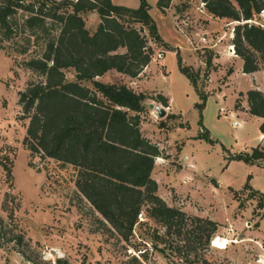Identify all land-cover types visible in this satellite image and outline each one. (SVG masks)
Returning <instances> with one entry per match:
<instances>
[{
	"label": "rangeland",
	"instance_id": "374dc122",
	"mask_svg": "<svg viewBox=\"0 0 264 264\" xmlns=\"http://www.w3.org/2000/svg\"><path fill=\"white\" fill-rule=\"evenodd\" d=\"M111 1L130 7L138 3ZM146 1L162 38V42L152 43L150 61L135 76L111 70L96 78L124 83L145 94L139 128L161 152L154 158L151 171L157 194L169 205L215 220L217 227L212 236L229 240L226 248L215 247L209 240L207 245L189 243L177 253L151 240L143 226L135 228L124 246L126 242L107 229L104 219L105 226L99 222L100 217L76 191L72 166L53 158L29 157L21 143L27 119L17 117L16 99L17 91L33 78L22 60L36 54L38 46L30 44L26 52L20 53V41L13 38L0 40V264H128L125 260L131 253L127 248L146 246L144 241L153 247L140 254L141 264H190L184 262L182 254L193 245L195 255L193 251L187 253L192 264H257L254 259L261 251L253 241L257 238L250 233L263 209L255 206L258 194L248 197L241 186L246 180L252 188L264 191V167L228 155L244 152L256 143L258 118L242 116L245 122L234 124L242 115L243 96L235 93L239 107L234 119L228 115L233 108L230 94L224 93L223 103L209 95L228 85L224 73L228 67H236L228 39L233 22L209 17L199 0H169L162 11L155 6V0ZM82 16L85 27L93 30L96 13L86 11ZM256 20L264 24V10ZM175 50L190 71L198 73L196 87L207 94L201 122L212 142L194 137L199 126L193 103L199 98L178 70ZM220 52L229 59L219 58ZM205 70L208 72L203 76ZM214 70L209 81L208 74ZM65 75L72 78V70L67 69ZM234 81L229 84L233 90L243 85L250 87V78L241 85ZM157 92L170 96L171 109L168 100L163 105L151 98ZM157 106L162 108V114ZM172 111L180 112L181 117ZM185 121L188 127L178 126ZM182 141L178 153L176 148ZM3 163L10 167V177ZM260 226L264 229V218Z\"/></svg>",
	"mask_w": 264,
	"mask_h": 264
},
{
	"label": "trees",
	"instance_id": "16d2710c",
	"mask_svg": "<svg viewBox=\"0 0 264 264\" xmlns=\"http://www.w3.org/2000/svg\"><path fill=\"white\" fill-rule=\"evenodd\" d=\"M199 2L211 18L233 22L228 39L241 59V71L264 70V24L256 20L264 10V0ZM168 3L155 0L160 11ZM149 8L146 0H138L135 7L111 0H0V40L18 38L20 53L30 44L38 46L36 54L22 60L33 78L17 91L16 99L17 117L27 119L21 143L28 156L72 166L76 191L100 217L99 222L105 226L104 219L107 229L126 242L124 246L135 228L143 226L151 240L179 253L189 243L212 241L217 222L169 205L157 194L151 171L161 152L139 128L145 94L124 83L96 78L111 70L135 76L150 61L152 43L162 38ZM86 11H94L98 18L91 31L84 24ZM174 54L178 70L199 98L193 103L199 126L194 137L212 142L201 123L206 93L196 87L198 73L190 71L177 50ZM205 61L209 65V58ZM67 69L72 70V78L66 77ZM230 71L228 67L224 75ZM238 95L245 100V111L259 117L257 128L264 134V92L250 87ZM151 98L167 105L168 97L160 92ZM238 107L234 98L233 108ZM178 126L188 127V122ZM228 157L264 161L259 144ZM2 165L10 177V167ZM241 188L248 197L258 194L255 206L264 210V191L252 188L246 180ZM194 247L182 254L184 262L192 264L187 253L194 252ZM131 248L144 252L146 246ZM125 261L141 264L134 255Z\"/></svg>",
	"mask_w": 264,
	"mask_h": 264
},
{
	"label": "crops",
	"instance_id": "0c3cea01",
	"mask_svg": "<svg viewBox=\"0 0 264 264\" xmlns=\"http://www.w3.org/2000/svg\"><path fill=\"white\" fill-rule=\"evenodd\" d=\"M227 56H228L227 54H222L221 52L219 53V58H222L225 61L229 59V58H227ZM232 56H233L232 59H235V61H236V67H231L230 66L231 67V71L228 74L225 75V77H226L225 84L226 85L228 84V85L227 86H224V87H221L218 91H215L216 93H214V94H209V95H215V100H218L219 103L220 102L223 103L222 102L223 101V95H224L225 92H227L228 94H230L229 95L230 100H234L235 93H238L239 91L244 92L247 88H250V87H255V88L261 90L262 92H264V70L257 69V70H254L252 72H242L241 71V59L236 54H232ZM217 61H219L221 63V60H218L217 59ZM214 72H215V70L214 71H211L208 74L209 81L212 79V73H214ZM245 76L247 78H244ZM249 78H250V83H247V84H249L250 87H244L246 85H243V87L238 86L237 89L233 90V88H231V85H229L234 80H236V82H238L240 85L242 83L245 84V82H248L249 81ZM244 79H248V81H246ZM239 80H240V82H239ZM229 89H230V92H229ZM163 95H166L168 97V103H169V107L171 109V98H170V96L168 94H166V93H163ZM206 96H207V94H206ZM245 107H246V103H245V100L243 98L242 115L241 116L239 115L240 116V120L238 119V120L233 121L234 124L244 123L245 122V119L244 118H241V117L242 116H245V117L246 116L247 117L250 116V114H248L245 111ZM236 111H237V109H234V108L229 109L228 110V115L230 117L234 116L235 117L234 119H236V117H237V112ZM172 113L178 115L179 117H181L180 112L178 113V112L172 111ZM251 116H254V115H251ZM255 117H257V116H255ZM257 118H258V122H259V117H257ZM258 122H257V125H258ZM179 127H181V126H179ZM195 134H194V136H195ZM255 142L256 143L254 145L259 144L261 146V150H262L263 155H264V134L261 133L258 130V128H257L256 134H255ZM182 145H183V141H182ZM182 145H181V147H182ZM254 145H249V148L246 149L245 151L249 152L250 151V148L252 146H254ZM181 147H180V149H181ZM180 149H179V151H180ZM179 151H178V153H179ZM254 163L255 164L262 165L264 167V161L263 160L254 161ZM244 210H241L240 213H243ZM263 218H264V210L260 213L259 217L256 220V226H255V230H254L253 234H252V232L250 233L252 237L257 238V239H255L256 241L259 240L261 237L264 236V229L261 228V226H260V222H261V220ZM252 237H250V239ZM257 249L260 250L259 248H257ZM261 252H260V254H261Z\"/></svg>",
	"mask_w": 264,
	"mask_h": 264
},
{
	"label": "built area",
	"instance_id": "2783aa9c",
	"mask_svg": "<svg viewBox=\"0 0 264 264\" xmlns=\"http://www.w3.org/2000/svg\"><path fill=\"white\" fill-rule=\"evenodd\" d=\"M232 46L231 45H229V49L233 52V50H232V48H231ZM261 240H263V242H264V236L263 237H261L259 240H253L254 241V243L258 246V248L262 251V253L261 254H259V255H257V257L254 259V261H255V263H257V264H264V243L262 244L261 242ZM211 241V240H210ZM234 241V240H233ZM145 244H146V248H145V250H149V251H151V249H152V247L150 246V244L149 243H147V242H145ZM127 252L128 253H131V254H129V255H134L137 259H139V260H141L140 259V254L141 253H143V249H133V248H127ZM144 263V262H143ZM142 263V264H143Z\"/></svg>",
	"mask_w": 264,
	"mask_h": 264
},
{
	"label": "bare ground",
	"instance_id": "6f19581e",
	"mask_svg": "<svg viewBox=\"0 0 264 264\" xmlns=\"http://www.w3.org/2000/svg\"><path fill=\"white\" fill-rule=\"evenodd\" d=\"M229 240H227L226 238L224 237H220V236H215L213 238V240L211 241V244L215 247H218V248H226V244ZM224 248V249H225Z\"/></svg>",
	"mask_w": 264,
	"mask_h": 264
},
{
	"label": "water",
	"instance_id": "95a60500",
	"mask_svg": "<svg viewBox=\"0 0 264 264\" xmlns=\"http://www.w3.org/2000/svg\"><path fill=\"white\" fill-rule=\"evenodd\" d=\"M232 48V47H231ZM158 111L162 114V108L160 106H157Z\"/></svg>",
	"mask_w": 264,
	"mask_h": 264
}]
</instances>
